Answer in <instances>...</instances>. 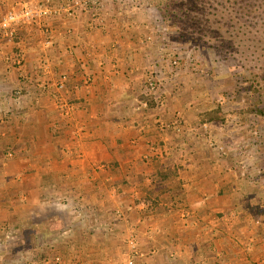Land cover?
I'll list each match as a JSON object with an SVG mask.
<instances>
[{
  "label": "crops",
  "instance_id": "1",
  "mask_svg": "<svg viewBox=\"0 0 264 264\" xmlns=\"http://www.w3.org/2000/svg\"><path fill=\"white\" fill-rule=\"evenodd\" d=\"M132 18L51 15L49 45L41 19L0 30V263L264 264V144L193 129L181 93L145 106Z\"/></svg>",
  "mask_w": 264,
  "mask_h": 264
},
{
  "label": "rangeland",
  "instance_id": "2",
  "mask_svg": "<svg viewBox=\"0 0 264 264\" xmlns=\"http://www.w3.org/2000/svg\"><path fill=\"white\" fill-rule=\"evenodd\" d=\"M208 1L212 5L209 10L208 3L198 8L206 9V14H198L203 21H209L204 28L192 25L179 11V16L165 20L158 0H65L50 8L52 14L35 23L49 45L47 19L51 15L75 16L82 10L107 25L111 15L120 20L131 14L134 28L127 24L128 31H138L142 35L139 38L135 32L138 44L151 49V69L146 78L147 83H154V89L144 95L160 99V95L166 98L168 93H181L190 97L193 102L187 109L193 114V129H238L235 141L254 143L251 151L256 154L258 145L264 144V0ZM19 63L23 65L22 59ZM26 72L30 71H24V77L30 78L31 72L29 77ZM217 109L220 113L215 120H205L216 115ZM219 149L227 151L223 145ZM260 153L256 158L264 164V148ZM261 172L264 175V167ZM132 238L135 236L129 237L128 250Z\"/></svg>",
  "mask_w": 264,
  "mask_h": 264
},
{
  "label": "built area",
  "instance_id": "3",
  "mask_svg": "<svg viewBox=\"0 0 264 264\" xmlns=\"http://www.w3.org/2000/svg\"><path fill=\"white\" fill-rule=\"evenodd\" d=\"M59 11H55L58 13ZM53 11L49 7H43L39 0H27L20 8L12 9L2 15H0V30L5 31L7 35H14L16 26L20 22H30L34 18L42 19L52 14ZM30 76V72H26V77ZM65 76L59 80L56 84L57 89L62 90L65 87ZM147 89L150 91L154 89V83L148 82ZM152 92V91H150ZM145 106L148 105L147 101L143 103ZM129 246L131 252L134 254L138 253L137 243L135 238L130 239ZM60 261V256H56L53 260L49 261V264H57ZM130 264L133 263V259L130 257Z\"/></svg>",
  "mask_w": 264,
  "mask_h": 264
},
{
  "label": "trees",
  "instance_id": "4",
  "mask_svg": "<svg viewBox=\"0 0 264 264\" xmlns=\"http://www.w3.org/2000/svg\"><path fill=\"white\" fill-rule=\"evenodd\" d=\"M237 1V0H236ZM205 3H208V7L206 9L209 10V8L212 6L210 1L207 2V0H158V8L160 9L161 13L163 14L164 19L166 18L169 20L170 17H175L179 16L180 13H183V18L186 19L187 21L189 20L192 25H198L201 26V28L207 27L209 24V21L205 22L203 19L199 18V13L201 14H206V9L205 10H199L198 8L204 7ZM192 18V19H191ZM168 20L166 21L168 23ZM170 26L173 25V23H169ZM204 26V27H203ZM255 84L259 86V82L256 81ZM255 85V86H256ZM262 89V87L260 88ZM144 101H148V106H156L157 101L154 95L149 94V95H144L143 97ZM216 115L209 116L205 120L211 121L215 120L217 115L220 113V110H216Z\"/></svg>",
  "mask_w": 264,
  "mask_h": 264
}]
</instances>
